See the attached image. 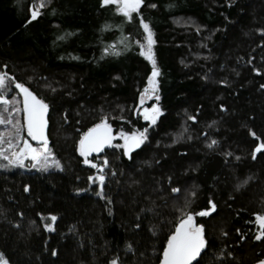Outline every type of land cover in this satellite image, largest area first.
<instances>
[{"label": "trees", "instance_id": "1", "mask_svg": "<svg viewBox=\"0 0 264 264\" xmlns=\"http://www.w3.org/2000/svg\"><path fill=\"white\" fill-rule=\"evenodd\" d=\"M38 2L0 0V71L48 103L61 169L0 166V253L9 264H159L181 209L209 211L195 217L207 241L201 264L264 260V238L255 239L264 150L253 159L264 142V0H144L132 23L102 0H46L32 20ZM141 17L160 69L154 126L137 111L151 75L131 35L132 26L143 34ZM113 45L124 52H105ZM7 97L19 99L11 82ZM105 116L114 134L148 127V139L131 159L117 147L88 157L109 162L101 197L89 180L97 169L78 148ZM51 215L54 231L44 227Z\"/></svg>", "mask_w": 264, "mask_h": 264}, {"label": "snow or ice", "instance_id": "2", "mask_svg": "<svg viewBox=\"0 0 264 264\" xmlns=\"http://www.w3.org/2000/svg\"><path fill=\"white\" fill-rule=\"evenodd\" d=\"M104 6H113L115 14L121 15L124 19L131 21L133 14H139L144 0H102ZM46 6V0H39L31 6V19L35 20L41 15V10ZM153 7L155 5H152ZM140 23L143 27V32L146 34L143 37V42L137 40L136 43L140 48V55L144 56L151 63V75L147 80V86L139 97L140 107L137 109L141 113L143 119L149 122V126L157 124L159 116L162 114V109L159 106V88L157 77L160 75V69L157 66V61L154 52V33L143 18H140ZM106 27H108L106 25ZM127 47V45H125ZM105 52L112 54H119L116 47L113 45ZM7 66H5L6 69ZM8 82L14 84L15 88L19 90L22 99L9 100L5 93L8 91ZM155 103L150 106H145L148 100L153 99ZM9 106L11 111L9 112ZM0 125L5 127L11 126L8 130L0 132V158L8 161L7 165H0L8 167L9 165H17L23 167L25 161H31L32 167L39 166L41 170L46 171L50 164L60 167L58 161L55 160L54 153L49 146V138L47 135L48 128V111L49 105L44 99L38 97L29 87L24 83L16 81L14 76H11L7 71H0ZM142 109V111H141ZM7 112L5 116L3 113ZM23 113V123L19 119V114ZM195 120V117H191ZM108 117H102L100 122L95 124L83 133L79 140V154L84 157V163L90 164L91 167L97 169L95 176H90L89 180L93 183H98L99 192L97 195L104 196V187L106 175L103 171L108 166V160L105 157L103 164L93 163L88 159L93 153L100 154L106 147L122 148L124 154L130 159L134 150L141 147L148 139V127L143 130L132 132L119 131L114 134L112 125L108 122ZM26 130L27 137L31 141H35V145L25 138L24 132ZM252 135L257 140L260 138L253 132ZM117 137L123 141L122 144H113ZM213 144L216 142L213 141ZM7 145V147H5ZM264 150V142H261L254 150L253 159L256 158L257 153ZM239 159V157H237ZM247 183V181H245ZM179 187H173L172 193L179 194ZM191 195L195 196L193 192ZM212 209H215V204H212ZM175 225L174 230L167 237L166 247L162 250V258L159 264H201L205 253L207 241L205 238L204 226L202 223L196 222V216H207L209 211L202 210L199 213H192L184 211ZM22 215V214H21ZM51 223L45 224L44 227L49 231H54L53 225L57 220V216L51 215ZM257 223L256 240L264 238V214H256ZM55 255V253H53ZM200 258V259H198ZM0 264H9V261L0 253ZM111 264H119L118 260H113ZM258 264H264V260H260Z\"/></svg>", "mask_w": 264, "mask_h": 264}, {"label": "rangeland", "instance_id": "3", "mask_svg": "<svg viewBox=\"0 0 264 264\" xmlns=\"http://www.w3.org/2000/svg\"><path fill=\"white\" fill-rule=\"evenodd\" d=\"M127 22L128 23H132L133 22V19L131 20V21H128L127 20ZM130 25V24H129ZM132 30H131V35H132V38L134 39V42L136 43V41L137 40H139V39H141L140 41L141 42H143V37H144V35H146L144 32H143V34H142V32L141 31H139L138 29H136V26L135 27H133L132 26V28H131ZM141 29H142V31H143V27H142V25H141ZM124 33H125V30H122V34H123V38H124ZM120 41H123V40H120ZM122 44V43H121ZM136 45H138L137 43H136ZM139 46V45H138ZM140 49V48H139ZM124 52V50H119V54H122ZM118 54V55H119ZM145 58V57H144ZM158 78V77H157ZM158 85H159V83H158ZM11 87H12V85H11ZM17 93V92H16ZM5 95L7 96V92L5 93ZM18 95V94H17ZM18 97H19V95H18ZM19 99H21L20 97H19ZM151 102H153V101H151ZM147 103H148V101L146 102V105H147ZM145 105V106H146ZM11 106H9V108H10ZM139 107H140V105H139ZM138 107V108H139ZM8 111H9V109H8ZM141 111H142V109H141ZM140 113V112H139ZM141 114V113H140ZM22 122H23V113H22ZM147 122V121H146ZM147 123H149V122H147ZM4 128V130L3 131H1V128ZM11 127L10 125L9 126H7V127H5L4 125H0V132H4V131H6V130H8L9 128ZM24 136H25V132H24ZM115 142H120V144H122L123 143V141L122 140H120L118 137H117V139L116 140H114V142H113V144L115 143ZM5 147H7V145H5ZM110 148V147H109ZM0 160H3L2 158H0ZM55 160H56V158H55ZM57 161V160H56ZM32 163L33 162H30V161H25V165L23 166V167H20V166H17V165H12L13 167H18V168H22V169H29V170H35V171H39V172H49V171H52V170H59V169H61V167H56L54 164H50L49 165V167L47 168V170L46 171H43V170H41L40 169V167L39 166H37V167H32L31 165H32ZM8 164V161H6V165ZM90 165V164H89ZM9 166H11V165H9ZM2 167V166H1ZM3 169H5V168H7V167H2ZM50 223H51V220H50Z\"/></svg>", "mask_w": 264, "mask_h": 264}, {"label": "water", "instance_id": "4", "mask_svg": "<svg viewBox=\"0 0 264 264\" xmlns=\"http://www.w3.org/2000/svg\"><path fill=\"white\" fill-rule=\"evenodd\" d=\"M13 87H14V89L17 91V93H18V95L20 96V98L22 99V96L19 94V90L16 89L14 85H13ZM27 87H28V86H27ZM30 90H31V89H30ZM49 130H50V123H49V111H48V128H47V135H48V138H49ZM25 138L29 139V141L35 145L36 142H35V141H31V138H30V137H27L26 130H25ZM49 146L51 147V141H50V139H49ZM141 146H142V145H141ZM107 148H109V147H106L105 149H107ZM140 148H141V147H140ZM140 148L134 150L132 154H134L135 152H137L138 150H140ZM105 149H104V150H105ZM100 154H101V153H100ZM100 154L93 153L91 156H98V155H100ZM91 156H89V157H91ZM126 156H127V155H126ZM127 158L130 159L128 156H127ZM30 162H31V161H30ZM257 264H258V263H257Z\"/></svg>", "mask_w": 264, "mask_h": 264}, {"label": "flooded vegetation", "instance_id": "5", "mask_svg": "<svg viewBox=\"0 0 264 264\" xmlns=\"http://www.w3.org/2000/svg\"><path fill=\"white\" fill-rule=\"evenodd\" d=\"M143 6V5H142ZM151 101H153V102H151ZM153 103H155V100H154V98L153 99H151V100H148V103H147V105L146 106H150L151 104H153Z\"/></svg>", "mask_w": 264, "mask_h": 264}, {"label": "bare ground", "instance_id": "6", "mask_svg": "<svg viewBox=\"0 0 264 264\" xmlns=\"http://www.w3.org/2000/svg\"><path fill=\"white\" fill-rule=\"evenodd\" d=\"M13 85H14V84H13ZM13 88H14V87H13ZM16 92H17V91H16ZM17 94H18V93H17ZM35 94H36V93H35ZM36 95H37V94H36ZM37 96H38V95H37ZM19 97H20V96H19ZM113 132H114V131H113ZM49 139H50V138H49ZM50 141H51V140H50ZM113 142H114V141H113ZM51 145H52V142H51ZM141 147H142V146H141ZM50 148H51V147H50ZM107 149H108V148H107ZM105 150H106V149H105ZM105 150H104V151H105ZM104 151H103V152H104ZM103 152H102V153H103ZM102 153H101V154H102ZM101 154H100V155H101ZM91 157H93V156H91ZM126 157H127V156H126ZM131 157H132V156H131Z\"/></svg>", "mask_w": 264, "mask_h": 264}]
</instances>
